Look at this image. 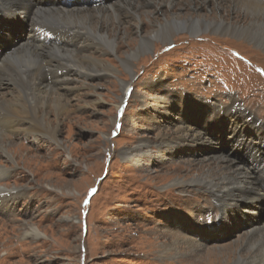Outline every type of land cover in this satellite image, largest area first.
I'll use <instances>...</instances> for the list:
<instances>
[{
	"label": "rangeland",
	"instance_id": "1",
	"mask_svg": "<svg viewBox=\"0 0 264 264\" xmlns=\"http://www.w3.org/2000/svg\"><path fill=\"white\" fill-rule=\"evenodd\" d=\"M108 1L111 8L97 7L101 0H93V6L72 8L84 19L88 18L86 22L69 19L65 14L58 19L34 22V30L41 33L65 31L68 39L75 35L78 47H64L71 49V53L59 54L56 66L59 71L70 70L65 76L68 81L50 90L66 103L58 125L59 144L41 133H29V119L23 116L16 129L4 128L1 120L4 112L0 114V142L7 145L13 156L10 160L0 151V166L8 170L0 172V264H211L204 257L206 250L221 247L229 248L230 257L236 251L255 260V252L261 245L255 240H261L263 231L252 233L251 226L259 222L257 216L264 220V152L248 153L245 141L231 133L230 128L222 127L221 135L211 131V124L220 125L222 119L225 124L230 107L224 112L222 108L235 102L232 119L253 118L258 127H264V49L235 36L209 31L191 36L181 30L168 42L157 41L150 51L139 54L133 60L132 75H125L119 63V58L135 47L137 26L147 32L152 28L151 19L176 13L208 18L221 15L230 20L239 17L241 4L237 0ZM258 20L262 21L261 17ZM26 29L27 23L22 19L11 24L1 22L0 52L7 44L8 50L17 46ZM91 30L112 37L115 51L99 45ZM83 47L87 55L114 67L116 74L111 76L98 66L95 71L102 73L88 78L89 67L80 59L85 51H76ZM3 75L0 83L11 86L6 81L8 74ZM123 82L131 83L124 96ZM6 90L1 92H9ZM97 94L102 97L99 102L94 101ZM167 94L174 96L170 99L171 108L168 113H158L159 101L155 97ZM7 98L11 99L9 95ZM210 107L215 110L209 114ZM202 108L207 112L200 115ZM238 109L244 113L242 116ZM46 110L49 112V107ZM153 114L157 115L154 119L157 125L151 120ZM47 116L54 121L52 113ZM125 117L129 120L126 125ZM188 125L210 141L186 142L192 133L189 130L188 134L179 133L176 127ZM163 135L173 142L170 147L163 141ZM224 135L229 136L228 142L234 146L232 156L227 154ZM140 139L150 143L153 150L158 142V152H151L155 156H148V162L137 166L121 154ZM213 141L222 152L217 149L212 152ZM182 143L191 155L180 148ZM209 148L211 152H207ZM218 155L230 158L231 165L242 167L238 169L239 175L230 173L229 164V168L213 170L215 176L233 177H227L231 184L216 180L221 182L218 190L228 192L227 197H217L202 184L172 185L173 178L189 180L200 176L204 166L213 168L220 160L211 158ZM244 197H248L247 204L243 203ZM249 207L257 216L239 211L248 212ZM244 222L249 223L245 228ZM194 224L211 231L202 238L190 229ZM28 225L35 227L39 235L29 233ZM179 234L196 243L188 247L180 240V244L174 245L178 246L176 250L168 248Z\"/></svg>",
	"mask_w": 264,
	"mask_h": 264
},
{
	"label": "bare ground",
	"instance_id": "2",
	"mask_svg": "<svg viewBox=\"0 0 264 264\" xmlns=\"http://www.w3.org/2000/svg\"><path fill=\"white\" fill-rule=\"evenodd\" d=\"M126 1H130V2L135 3L136 0H125L124 2H126ZM47 2H49V3L47 4ZM237 2L239 4H241L240 7L238 8V9H240L241 12L238 15L239 17H236L235 19L228 20V19H225L224 17H222L221 15H218V16L212 17V18H210V17L208 18L206 16L204 17V15L192 17V16H188V15H179V14L175 13V14H169V15H162L160 18L151 19V21H149V22L151 23L152 28H150L147 32H142V28L137 26L136 31L138 34L137 35L138 38H136L137 41L135 43V47L131 50H127V52L125 53L123 58H119L120 66L125 70V75H128V74L132 75L133 60L139 54L146 53V52L150 51L152 48V45L157 41H160L162 43L168 42L171 39L173 34H175L177 31H181V30L187 31L188 33L191 34V36L194 34L205 32V31H209L212 33H219L222 35L235 36V37H238V38L243 39V40L245 39L247 41H252L253 43L258 44L261 48L264 49V0H237ZM83 5H85L86 7L91 6L92 0H0V23L7 21V23L11 24V22L18 21L20 19L24 20V22L26 21V23H27V29L25 30L23 37H21L22 41L17 46L10 48V50H8L9 45H10V44H8L4 48V50L2 52H0V81L3 80V78L5 77L3 74H8L7 75L8 78L6 79V81L11 85V86H8L7 84L2 85L0 83V111H2V112H0V114L4 112L3 115L1 116V120L3 121L4 128L9 129V130L16 129L17 128L16 126L20 122V119H22L24 117L26 120L29 119V123H30V126L28 128L29 133L30 132L31 133H41L45 137L50 139L52 142L59 144V141L57 138L58 125H59L60 117H62L63 113H65V111H66V103H64L62 101V98H61L62 96H59L58 94L57 95L52 94V93H50V90L53 86L62 85L68 81L67 77H65V76H67V73H69L70 70L65 69L63 71H59L56 65H58V62H59L58 57L62 53H64V52L69 53V54L71 53V51H70L71 49L66 50L67 48H64V47L69 48L71 46V48L73 49L74 45H75V47L77 46L76 44H77L78 40L76 39L77 37L75 35L71 36V37H73L72 39H68L66 37V35H64V34L68 35V32H65V31H63L62 33H57V34L52 33L50 35H52L53 38L47 40L46 37H44L45 33H41L40 31L34 30V27H35L34 22L41 21L44 19H46V20L47 19H50V20L58 19L61 17L62 14H65L69 19H74V20L77 19L78 21H85L86 22V20L88 18L85 17V19H84V16L82 14H78L77 11L72 9V8H77V9L84 8ZM106 5L110 6V8H111V2L110 1L101 0L100 5H98L97 7H104V9H106V7H105ZM234 5H235V3H233V6ZM123 6H124V4H123ZM237 7H238V5H237ZM130 8H132V7H130ZM99 10H97V11H99ZM102 14H103V12H102ZM141 14H142V12H141ZM89 15H91V14H89ZM258 17H261L262 21L258 20ZM246 18H248L249 20H246ZM136 22H134V24ZM84 31H86V30H84ZM75 34H77V33H75ZM91 34L93 35L92 38L95 41H98V42L100 41V44L98 42L97 43L101 46H104L105 50L115 51V42L112 39V37H110L106 33H98L97 31H94V30H91ZM132 42H133V40H132ZM80 50L85 51V54H83L80 59L84 60L89 67V69L87 70L89 73H86L88 78L89 77L92 78V77H94V74H99L102 72H105V73L110 72L111 76H114V74H116L117 70L114 67H112L110 65H107V66L104 65L105 60H100L97 58H93L90 55H87L86 49L84 47L76 49V51H80ZM45 54H46V58H45ZM48 54L51 55V58H47ZM69 54H68V56H69ZM69 58H70V56H69ZM72 58H74V57H72ZM98 66L102 67V72L101 71H95V70H97ZM3 70L5 71V73L2 72ZM12 72H15V74L11 75ZM76 72H78V71H76ZM149 82L151 83V81H149ZM160 83L161 82H158V84H160ZM130 84H131L130 82H123L121 84L123 96L126 95V92L130 87ZM30 89H31V91H29ZM57 89H60V88H57ZM2 90H6L9 92H3L2 93L1 92ZM5 95H7V96L9 95V97L11 99H8L7 96H5ZM171 96L172 95L167 94L166 96L164 95V97H160V98L155 97V99H158V101H159L157 103L158 108L156 110L158 113L159 112L168 113V110L171 108L170 104H169L171 102V100H170ZM172 97H174V96H172ZM101 99H102V97H100L99 94H97L94 101L99 102ZM122 99H123V97L120 96V100H122ZM145 99H146V97H145ZM143 100H144V98H143ZM153 100H154V98H153ZM233 100H234V98H233ZM233 100H231V101H233ZM150 101H151V99H150ZM187 102H189V101H187ZM146 104H147V102H146ZM146 104H143V105H146ZM47 107H49V112L53 114L54 117L52 119L54 121H51L50 119H48L47 115L50 113L46 110ZM228 107H230V108L228 109ZM234 107H235V102H231L229 106H226V107L223 106V108H222L223 112H224V109H225V111H226V109L229 110L228 112H226L225 117H224V119L226 118L228 120L224 124L225 120L222 119V121H220V125H217V126H216V124H211L212 125L211 131L212 132L217 131L218 134L222 135V132L220 131V129H222V127L226 126V127L231 129V133L236 134L237 136L241 137L245 141L247 146L244 143V148L247 150L248 153L254 152V150L264 152V149H263L264 148V143H263L264 142V133L262 130V128H264V127H258L257 123L254 121L253 118L252 119L246 118V120H243V119L237 120V118L235 120L232 119L234 116V113L236 112ZM202 109L203 110H200L198 112L200 115H202V112H203V114H206L207 111H210L209 112V114H210L211 112H213L215 110L214 107L208 108L210 110H207V111L204 110V108H202ZM238 110L240 112V116H242L244 113L242 112V110H240V109H238ZM222 115H223V113H222ZM145 116H147V114ZM156 116L157 115L155 114L153 117H151V120L153 122L155 121L154 119L156 118ZM180 116L182 118V115H180ZM114 120L115 119L111 120V122L112 121L114 122ZM128 121L129 120L126 119V117H125V123L124 124L126 125V123H128ZM157 121H158V126H160L159 118ZM221 123H223V124H221ZM5 124H7V126ZM156 125H157V122H156ZM156 125H154V126L156 127ZM189 127H190L189 125L176 127V130L179 131V133L181 132L182 134H188V130L192 133V135L190 136L191 139L189 141H186V142L200 143V140H201V142H209L210 141L208 138L203 139L204 138L203 134H200L196 128L193 127L194 128L193 129V128H189ZM249 128L251 129V131H249ZM153 129H154V127H153ZM227 130H229V129H227ZM167 135H163V136H165L163 138L164 139L163 141L166 142V145L170 147V144L173 142L171 140L166 139ZM159 136H161V135H159ZM224 137H225L224 142L227 143L228 148H229V150H228L229 152L227 154L231 155L232 151L234 150V146L228 142L229 136L224 135ZM176 138L179 139V137H176ZM253 138H256L257 140L253 141ZM236 139H237V137H235L234 140H236ZM143 140L144 139H140L138 142H136L137 144L133 145L132 147L124 149L122 151V154H121L122 157L127 159L128 161H130L131 163H133L134 165H137V166L142 165V163L148 162L150 160V159H148L149 158L148 156H151L153 158L155 155L151 154V152L152 153L158 152V142H155L156 149L154 148V150H153V149H151V144L150 143L146 144V141H143ZM220 140H221V138H220ZM173 141L176 143L177 140H175L173 138ZM214 143L215 142L213 141V146L215 148H213L212 152L215 153V151H214L215 149L218 150V153L222 152L221 149L218 148V145L216 143L215 144ZM252 144L254 145L253 148H252ZM17 145H19V144H15V146H17ZM160 145H161V143H160ZM183 145L184 144L182 143V146H180V148L185 150V152H187L188 155H191L192 153H189L190 150L186 151V149L184 148ZM257 145H259L260 147H258ZM6 146L7 145H4L2 142H0V151L2 153H4V155L7 158L12 160L13 156L10 154V152L8 151V148ZM210 148L207 152H209V151L211 152ZM178 150L179 149H177V151ZM175 151H174V153H175ZM234 153H236V152H234ZM224 155H226V153ZM241 156H244V153L241 154ZM205 157H202V159H204ZM211 159H218L220 161H217V163L214 164L213 168H210L211 165L209 167L207 165L204 166L202 173L198 177H192L189 180H183L179 176L176 178H173L172 185H174V187H176V186L181 185V184H185V185H187V184L188 185H190V184H202L204 186L206 185L207 188L209 189V191H212L213 194L216 193L217 197L220 195L221 196L225 195L227 197L228 192L226 193L225 191H219L218 190L220 188L221 182L219 183L216 180H218V178H219L220 181L226 180V183L231 184V182H227V177L231 178V179L233 177L231 176V174H228L227 177L226 176L224 177L225 174L223 176H219V175L215 176L214 174H217V173H215V172L213 173V170L218 172L221 169L226 168L227 165L229 164V167L232 168L230 173L233 171L234 175H239L241 172L238 171V169H242V167L239 166L238 164H232L231 165L230 162H228L231 159L226 158V156H222V155L219 156L218 155V156H215ZM221 161H223V162H221ZM224 162H227V164H225ZM229 167H227V168H229ZM201 169H202V167H201ZM226 170H228V169H226ZM244 171H245V169H244ZM0 172L4 174V172L7 173L8 170H6V169H4V167L0 166ZM248 177H249V175H248ZM241 179H239V180H241ZM240 186L243 187V185H239V187ZM184 188H186V187H184ZM2 189H4V188H2ZM12 190H14V189H12ZM251 193L252 192L249 190V192H248L249 198L252 197L250 195ZM17 196H18V194H17ZM260 196L262 197L263 195L261 194ZM247 199H248V197H247ZM247 199L245 198L243 200V203L245 202L244 204L248 203L249 200L247 201ZM228 200H229V198H228ZM0 201H1V199H0ZM4 201H5V198H4ZM6 206L7 205H5V207ZM3 208H4V206H3ZM239 211L241 212V214L246 215V216H253V217L257 216L256 211H254L252 213L251 207H249L248 212L243 211L242 209H239ZM252 214H254V215H252ZM257 218H258L259 222L257 224H254L251 226L252 227L251 232L257 233L258 230H262L263 233L260 234L261 240H255V243H258V241H260V243H258V244H261L259 246V251L257 253L255 252V260L249 259L248 257H242V254L240 252L236 253V251L230 257V254L232 252L229 254V252H230L229 248L227 249L226 247L214 248V249L209 248L208 250H206V253L204 255L206 260L207 261L210 260L211 264H250V263H252V264H254V263L255 264H257V263L264 264V259H263L264 258L263 257L264 256V254H263L264 253V220L261 221L262 219L260 220L259 216H257ZM252 222H253V220H252ZM246 224H249V223L246 222L244 224V228L247 227ZM197 225L199 226V228H198V226H196L194 224V227H190V229H193L194 231H196V235H201L202 238L207 237L206 233L211 231V230H207V229H211V228L205 227L206 228L205 229L204 227H200L199 224H197ZM184 226L187 228L186 224H184ZM28 229H29L28 230L29 233L39 235V232L37 231V229L35 227L28 225ZM198 230L200 233H198ZM159 234H161L162 236H165V234H162V233H159ZM215 234H218V233L216 232ZM182 235L183 234H179L178 238H174V236H173L172 237V238H174L173 241L170 240L171 242L170 243L168 242L169 245H167V247L176 250L178 248V246L174 247V245L177 243L180 244L181 243L180 240L182 242L186 243L188 247L190 245L196 243V241L194 242L191 239V237L188 238V237L182 236ZM190 236H193V234ZM194 239H195V237H194ZM246 250H247V248H246ZM216 251L218 254H216ZM178 253H180V252H178ZM256 260H257V263H256Z\"/></svg>",
	"mask_w": 264,
	"mask_h": 264
}]
</instances>
